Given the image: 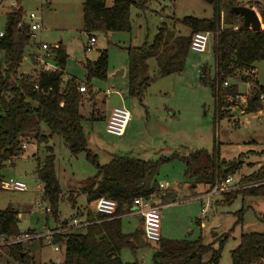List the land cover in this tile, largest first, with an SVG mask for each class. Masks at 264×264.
I'll use <instances>...</instances> for the list:
<instances>
[{
    "label": "rangeland",
    "instance_id": "rangeland-1",
    "mask_svg": "<svg viewBox=\"0 0 264 264\" xmlns=\"http://www.w3.org/2000/svg\"><path fill=\"white\" fill-rule=\"evenodd\" d=\"M82 1L0 0V31L3 30L6 13L14 8L10 6L12 2L15 6L20 4L22 7L24 23L30 22L27 15L33 12L40 17L43 28L35 31V35L30 38L18 73L11 80L15 82L21 74H35L36 67L30 55L40 41L51 46L60 41L62 47L67 50L62 76L64 80L65 77H74L84 82L85 69L82 62L94 61L100 50H106L107 77L105 80L92 79L90 84L98 100L97 107L103 111V119L93 122L90 126L83 121L87 147L97 156L100 164L107 163L111 158L110 154L127 155L144 161L168 158L167 161L160 163L156 172L150 176V182H156L155 191L157 184L161 183L160 190L167 198L159 209L162 236L191 240L201 238L203 242L211 243L216 249L223 239L218 264H232L230 251L237 245L239 235L247 232H264V197L238 196L229 205L219 203L224 194L262 183H244L242 180L255 172L257 164L264 165V107L263 113L260 114L240 111L241 107L246 105L250 87L249 83L242 80L247 77L248 80H256L264 87V62L256 63L253 71L239 73L237 79L241 81H232L237 84L243 104L231 111L227 104L230 98H227L225 103L228 112L219 118L216 116L210 88L199 81V68L203 64L207 65L210 75H213L212 35L205 52L188 51L181 72L161 76L154 59H149L150 85L140 100L130 98L127 95L126 48L139 46L144 41L151 42L161 24H166L170 29L172 27L175 35H187L188 27L178 20L183 17H210L211 0H147L146 9L143 11L131 7V32L96 31L89 34L82 31ZM249 2L264 4V0H223L224 5L233 6H249ZM229 22L234 26L240 25L239 15L230 14L224 17L223 14V25L226 26ZM263 28L264 25H261V29ZM90 36L94 37L96 42L86 49ZM5 63L6 55L0 51L1 66L4 67ZM121 70L123 73H118ZM227 81L230 83V80ZM107 89H111L112 93L105 95ZM101 100L104 102L100 103ZM89 105L90 100L86 95L81 114H87ZM115 107H124L130 113L125 134L120 137L105 132V118ZM41 130L47 133V128L43 124ZM33 134V131L25 134L23 138L26 147L19 156L4 163L1 169L3 180L13 178L26 185L24 191L0 190V209L15 208L18 212L20 232L30 228L43 232L51 229L49 227L55 223L51 216H47L48 212L44 211L48 203L42 201L41 184L36 174L38 160L42 162L48 153L46 146L51 145L55 155V173L61 188L58 203L60 218H69L74 213L67 200L69 192L75 196L76 190L81 186H87L96 171L94 165L86 158L85 152L72 154L59 136L53 135L47 141L38 144L33 140ZM215 143L219 144L220 158L226 161L238 160L242 163L236 172L227 175L232 181L226 185V190L221 194L209 196L208 185L193 184V179L184 175L185 164L179 157L195 150L211 152ZM84 196L80 194L77 197L76 207L83 209L86 203ZM155 200L153 202L157 205ZM93 206L87 208L95 215ZM121 226L123 232H133L139 226V219L133 214H125L121 217ZM41 241L42 245L38 239L25 244L35 256L36 264H53L63 258L62 249L56 251L55 244H47L43 238ZM153 246L154 243L144 241L134 253L124 248L121 250L120 258L123 262L136 260L138 264H152ZM208 256L209 254L205 256V260ZM8 262L14 261L7 256L6 248L0 247V264Z\"/></svg>",
    "mask_w": 264,
    "mask_h": 264
},
{
    "label": "trees",
    "instance_id": "trees-1",
    "mask_svg": "<svg viewBox=\"0 0 264 264\" xmlns=\"http://www.w3.org/2000/svg\"><path fill=\"white\" fill-rule=\"evenodd\" d=\"M146 2L147 0H83L82 31L87 34L96 31L131 32V7L143 11L146 9ZM248 5L257 9L264 25V4L249 2ZM232 6L224 5L223 0H211L210 17H183L178 20L188 27L187 35H175L172 27L170 29L166 24H161L151 42L144 41L139 46H128L127 95L140 100L150 85L149 59H154L161 76L181 72L193 33L210 32L214 71L213 75H210L207 65L203 64L199 68V81L210 88L216 116L219 118L226 115L228 111L226 112L225 100L230 98V102L227 103L230 106L231 101L236 102L234 98L239 94L237 84L232 81L239 80L237 79L239 73L253 71L256 63L264 62V28L257 31L244 28L241 15L240 25L234 26L232 22L226 26L222 24L221 13L227 17L231 14L229 9ZM22 15L20 4L9 9L5 16L3 35L0 37V51L6 55L5 66L2 67L0 64V182L3 179L1 174L3 164L21 154L26 133L33 131V140L38 144L57 135L63 139L72 154L85 152L86 158L95 167V174L89 184L80 189L81 193L86 194L87 204L94 205L101 196L117 202L115 212L110 216L93 215L88 210L86 217L89 224L83 231L72 230L54 235L52 243L61 244L64 255L61 262L53 264H138L136 260L123 262L120 253L124 248L134 253L144 241L154 243L152 264H218L223 239L216 249L211 243L203 242L201 238L191 240L161 237L157 242H149L144 237L143 224L133 232L122 231L121 216L129 213L134 198L140 196L151 198L155 193L156 183L150 182V176L156 172L158 165L168 158L144 161L119 155L114 156L106 164H100L97 156L87 147L83 121L90 126L93 122L103 119V111L97 107L98 100L90 84L92 79L105 80L107 77L106 50H100L94 61L82 62L85 69L84 82L74 77L63 79L67 53L61 44L50 51L57 69L52 71L40 69L35 78L20 75L13 82L11 79L18 73L24 50L31 38ZM227 80H230V83ZM242 81L250 84L249 96L242 110L245 113L263 110L264 104L260 95L264 94V87L256 80H248L247 77ZM81 82L85 85L86 93L79 91ZM224 82H227L226 86ZM86 95L90 105L87 114L83 115L81 107ZM42 124L47 128V133L42 132ZM46 149L48 153L42 162L39 160L37 162L36 174L41 184L42 201L48 203L47 216L57 221L61 188L55 173L53 148L48 145ZM179 159L185 164L184 175L191 177L193 184H206L209 188L215 182L236 172L242 163L238 160L226 161L220 158L219 144L216 143L211 152L195 150ZM242 182L262 183L224 194L219 203L229 205L238 196L264 197V165ZM71 203L74 206L73 199ZM18 223V212L15 208L0 209V235L13 237L21 234ZM5 247L17 264H36L21 243ZM230 258L232 264H264V232L241 233L237 245L230 251Z\"/></svg>",
    "mask_w": 264,
    "mask_h": 264
},
{
    "label": "built area",
    "instance_id": "built-area-1",
    "mask_svg": "<svg viewBox=\"0 0 264 264\" xmlns=\"http://www.w3.org/2000/svg\"><path fill=\"white\" fill-rule=\"evenodd\" d=\"M10 6L15 7V3L12 2ZM27 17L29 18L30 22L27 23L30 37L34 36V32L37 30H42V24L40 17H38L35 13L30 12L28 13ZM223 20V13H221V21ZM223 24V23H222ZM3 35V30L0 31V37ZM212 35L210 32H195L191 36L189 50L196 52V53H203L207 50L209 38ZM95 42V38L90 36L89 42L86 44V49H89L91 45ZM42 50H46L45 57L50 53L51 47L47 44L43 43L41 45ZM50 56V55H49ZM38 63L41 70H55L57 66H51L44 57H38ZM227 85V82H224V86ZM37 88V85L34 86ZM79 91L81 93L86 92V88L83 82L79 85ZM112 90L107 89L105 91V95L111 94ZM234 99H239L242 101L240 94L236 95ZM260 99L264 102V94L260 95ZM245 100V99H243ZM130 120V113L124 107H115L110 111V114L106 120L105 124V132L109 135L120 137L123 135L125 128ZM22 148H25V144L22 145ZM232 178L230 176L225 177L223 180L215 182L207 191V195L213 196L221 194L226 190V185L230 184ZM159 186L162 187V184L159 183ZM0 188L3 190H16V191H24L26 190V185L19 180L9 178L8 180H3L0 182ZM117 206V202L114 199H111L106 196L99 197L94 206L93 211L96 214L110 216L115 212ZM160 206L156 205L151 198L145 197H136L132 200L129 208V213H133L138 215L143 224V233L144 237L149 242H157L161 239V227H160V213H159ZM44 211L48 212L49 207L48 205L45 206ZM89 224L87 219H79L77 217L73 218L70 223L65 224L60 227H54L51 229H46L43 232L39 233H29L28 231L23 232L17 236L13 237H6L0 235V247H5L11 244L17 243H26L30 240L34 239H44L47 244H54L52 243V237L57 234H63L69 231L74 230V228H81L85 227ZM54 249L58 250V246L54 245Z\"/></svg>",
    "mask_w": 264,
    "mask_h": 264
},
{
    "label": "crops",
    "instance_id": "crops-1",
    "mask_svg": "<svg viewBox=\"0 0 264 264\" xmlns=\"http://www.w3.org/2000/svg\"><path fill=\"white\" fill-rule=\"evenodd\" d=\"M83 2V1H82ZM109 5H110V1H108L107 2ZM22 8V7H21ZM254 8V10L256 11V13L258 14V16H259V19H260V22H261V18H260V15H259V13L257 12V9L255 8V7H253ZM23 11V10H22ZM41 20V19H40ZM24 22V21H23ZM27 24V23H26ZM261 25H263L262 23H261ZM43 29V28H42ZM95 42H96V40H95ZM94 42V43H95ZM43 43H45V42H43V41H40L37 45H36V50L34 51V52H31V58H32V61L34 62V64H35V67L36 68H34V72H35V74L34 75H31V74H28V73H25V74H21V75H27V76H29V77H32V78H35L36 76H37V74H38V71L41 69L40 68V66H39V63H38V57L39 56H42L43 55V57L50 63V64H52L51 66H57L56 65V63L54 62V59L52 58V56H51V54L49 53V55H47V58L45 57V55H46V50L44 51V50H42L41 49V45L43 44ZM30 44V43H29ZM35 44V43H34ZM45 44H47V43H45ZM58 44H61V42L59 41L57 44H55L54 46H51V45H49V44H47L49 47H51V49L52 48H54V47H56ZM50 49V50H51ZM65 51H67L66 49H65ZM67 78H69V77H67ZM66 77H65V79H67ZM149 87V86H148ZM147 87V88H148ZM112 93V92H111ZM244 99V98H243ZM242 101H236V102H234V101H231V105L229 106L230 108H231V111H233V109H236L237 108V106L238 105H240V107L242 106ZM241 108H243V106L241 107ZM226 109H228V108H226ZM230 111V112H231ZM240 112H243V110H241ZM110 113V112H109ZM260 113H263V110L262 111H258L257 112V114H260ZM243 114V113H242ZM107 118H108V116H107ZM107 118H105L106 120H107ZM127 127V126H126ZM125 131H126V128H125ZM125 131H124V133H123V135L125 134ZM122 135V136H123ZM25 144V143H24ZM37 146V145H36ZM51 146V145H50ZM25 147H26V145H25ZM53 148V147H52ZM37 149V148H36ZM91 150V149H90ZM92 151V150H91ZM111 155V158H110V160L114 157V156H119V155H116V154H110ZM109 160V161H110ZM108 161V162H109ZM107 162V163H108ZM103 164H106V163H103ZM259 166H261V164L259 163V164H257V167H256V169H255V171L259 168ZM94 176V175H93ZM92 179V178H91ZM156 183V182H155ZM158 185V187L156 188L157 189V191H155V193L151 196V200L153 201L154 199H156L155 201H157V205H159L160 207H161V205L163 204V201L165 200V199H167L166 198V194H164L161 190H160V186H159V184H157ZM81 188H83V186H81ZM81 188H79L78 190H76V192H77V194L75 195V196H73L74 194L72 193V192H69V194L71 193V195L72 196H70L69 197V194H68V197H67V200L70 202V206L73 208V211H74V213L73 214H71L70 216H69V218H58L59 220H57V221H55V223H54V225L53 226H44L45 228L46 227H49V228H54V227H60V225L59 224H61V225H63V224H68V223H70L71 222V220L73 219V218H75V217H77V218H79V219H81V220H83V219H87V217H86V214H87V211H88V208L87 207H89V205L87 204V201H86V194H83V193H81L80 192V189ZM75 192V193H76ZM85 195L84 197H85V206H83L82 208L83 209H80V208H78V207H76V204H77V202H76V199H77V197L79 196V195ZM73 199V201L75 202V204H74V206L72 205V199ZM69 199H71V201L69 200ZM159 201V202H158ZM155 203V202H154ZM165 205H167V203H165ZM76 207V208H75ZM94 214L96 215V213L94 212ZM128 214V213H127ZM130 214H133V213H130ZM125 215V214H124ZM134 216H136V217H138V219H139V225H141L142 224V221H141V219H140V217L138 216V215H135V214H133ZM123 216V215H122ZM121 216V217H122ZM141 223V224H140ZM56 225H58V226H56ZM122 227V226H121ZM139 227V226H138ZM44 228V229H45ZM80 229V228H79ZM81 231H83L84 230V227H81ZM137 229V228H136ZM135 229V230H136ZM26 231H28L29 233H39L40 231H36L35 229H27ZM26 231H24V232H26ZM74 231H75V229H74ZM76 231H78V230H76ZM80 231V232H81ZM21 233H23V232H21ZM124 233H126V232H124ZM162 233V232H161ZM161 237L162 238H166V237H163L162 236V234H161ZM172 239H176V238H172ZM181 239V238H180ZM35 240V239H34ZM38 240H40V244L42 245V239H38ZM30 241H32V240H30ZM30 241H28V242H30ZM28 242H26V243H28ZM26 243H24L23 244V248L26 250V251H28V253L34 258L35 256L33 255V254H31V252H30V248L28 247V246H25V244ZM55 245H57L58 246V248H60V249H62L63 250V246L61 245V244H58V243H54ZM53 244V245H54ZM2 248H4V247H2ZM6 248V250H7V256L8 257H10L14 262H8V264H17L16 263V261L12 258V256L8 253V249H7V247H5ZM60 249H58V250H56V251H60ZM55 250V249H54ZM35 260V259H34ZM63 260V258L60 260V261H58V262H61ZM58 262H53V263H58Z\"/></svg>",
    "mask_w": 264,
    "mask_h": 264
},
{
    "label": "water",
    "instance_id": "water-1",
    "mask_svg": "<svg viewBox=\"0 0 264 264\" xmlns=\"http://www.w3.org/2000/svg\"><path fill=\"white\" fill-rule=\"evenodd\" d=\"M229 13L242 16V26L254 31L261 30V22L254 8L244 5H235L229 9ZM118 73L122 74L123 70ZM7 161H5L6 163Z\"/></svg>",
    "mask_w": 264,
    "mask_h": 264
}]
</instances>
